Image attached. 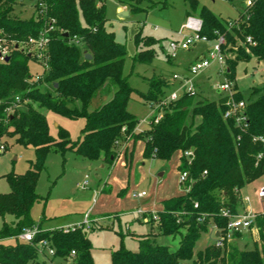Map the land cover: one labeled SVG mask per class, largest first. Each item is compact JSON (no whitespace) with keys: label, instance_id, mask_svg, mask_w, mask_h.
I'll use <instances>...</instances> for the list:
<instances>
[{"label":"trees","instance_id":"16d2710c","mask_svg":"<svg viewBox=\"0 0 264 264\" xmlns=\"http://www.w3.org/2000/svg\"><path fill=\"white\" fill-rule=\"evenodd\" d=\"M115 1L126 6L129 14L146 12L152 6L142 7L146 0ZM186 1L191 9L186 16L195 14L201 19L202 35L210 40L216 32L225 36L224 53L233 57L226 59L228 79L235 80L238 62L254 58L264 65V0H255L252 6L239 11L237 25L231 28L228 19L198 5L197 0ZM27 5L33 8L30 16L16 12ZM106 21L105 0H0V51L7 48L5 56L9 57L0 60V142L9 137L34 152L24 173L5 174L9 191L0 193V264H46L35 247L39 240L49 243L53 257L68 259L74 251L72 264H94L92 245L82 228L64 232L62 228L42 230L37 226L32 243L19 241L17 236L35 225V204L46 202L47 197L36 192V184L50 150L62 155L71 151L111 164L121 142L128 139L144 141V159L168 161L178 150L191 151L192 159L188 162L182 155L178 166L179 171H187L183 184L187 190L165 199L163 209L157 212L159 234L180 235L177 249L171 251L145 234L139 236L137 250L132 251L123 245V235L119 234V247L110 253L111 264H264V215L257 217L259 243L252 249L212 244L194 254L195 242L210 223L220 231L225 228L228 218L222 211L231 214L239 210L240 190L264 178V156L257 158L264 152V142L255 139L264 138V89L253 87L247 97L238 90L235 93L234 100L245 102V128L223 117V98L208 99L197 93L183 94L167 106H158L148 127L136 130L139 120L127 109L131 95L136 93L148 105L159 104L168 81L165 76H155L147 81L146 92L132 88L129 75L124 74L126 46L116 40ZM40 33H45L48 42L45 67L35 81L29 62L37 57L26 46ZM73 37L82 47L70 42ZM246 37L254 45L246 43ZM158 41L142 35L139 29L133 36L137 48L133 63H152L153 47ZM84 52L91 58L86 59ZM165 59L171 62L167 54ZM43 85L50 89L43 90ZM105 86L113 91L111 99L90 110ZM40 109L72 120L83 119L79 136L73 140L67 130L57 126L54 138ZM160 112V119L154 122ZM149 222L155 221L151 218ZM8 238L14 242H2Z\"/></svg>","mask_w":264,"mask_h":264},{"label":"rangeland","instance_id":"374dc122","mask_svg":"<svg viewBox=\"0 0 264 264\" xmlns=\"http://www.w3.org/2000/svg\"><path fill=\"white\" fill-rule=\"evenodd\" d=\"M197 2L198 5L206 6L210 11L223 19L235 17L237 15L236 8H245L242 0H197ZM150 4L152 6L147 8ZM105 5L107 28L114 32L117 41L124 43L126 46L124 74L129 75L128 83L137 91L146 92L147 81L149 79L155 76H170L173 72L177 71L179 64L188 63L195 56H200V49L207 47V45L209 46V44H198L189 51L179 52L173 64L166 61L165 55L169 51L168 43L171 39L177 37L176 30L184 21L186 11L191 10L186 0H146L141 4L142 7L147 8L146 12L131 13L127 17L119 16L120 11L118 8L120 4L115 0H105ZM125 9L128 10L126 6ZM32 11L31 5L18 7L16 10L22 17L30 16ZM139 29H141L142 35L152 36L159 40L153 47L155 57L150 64L133 63L132 61L137 49L133 43V36ZM79 46L82 47L81 45ZM26 47L30 50V43ZM6 49L5 51L7 52ZM227 57L233 58L229 54H227ZM29 65L33 80H38L37 77L40 76L43 70L42 63L38 59H35L30 61ZM215 67L216 64L213 63L207 70L211 77L209 83H216L223 79L221 75L215 73ZM234 82L237 84L238 91L244 97L250 95L253 87L264 89V65L254 58L248 62H238ZM209 83L206 85V89L202 90L201 87L198 89V92L202 96H205L204 92H208L209 97L207 96L206 98L217 99L218 94L215 91H210L207 87ZM107 88L108 86H105L101 91ZM42 89L47 90L50 88L47 85H43ZM96 101L94 99L90 110L95 107ZM23 107L21 106L20 108ZM127 109L139 120V130H144L148 127V121L153 110L136 93L131 95ZM40 111L46 116L50 134L54 138L57 137V127L55 124L67 130L71 139L74 140L79 136L84 124L83 119L72 120L45 109H40ZM157 111L156 108L154 113ZM0 143L5 146V150L0 152V193H5L9 191L5 174L9 172L15 174L24 173L28 168V161L34 158V152L31 147H23L16 144L9 137H4ZM119 151V153H124L125 149L122 148ZM177 157V153L172 155L169 162L165 164L167 168L165 175L158 177L156 170L162 163L159 161H147L141 164L136 154H134L130 168L124 166L122 158L115 160L114 163L112 162L111 166L100 167L99 162L89 160L71 151H66L62 155L58 151L50 150L45 158V168L41 171L36 184V192L40 196L47 197L46 205L43 211L44 202L40 200L33 208L32 215L36 221H39L42 214L46 216V219L41 222L43 228L60 223L64 225L73 223L80 219L82 212L87 211L90 207L92 209L89 221L93 227L96 224L92 221V215L99 213L116 211L122 212L125 219L134 218L136 217L137 208L146 209L145 203L159 197L160 195L158 194L161 189L166 188L169 193H177L179 191L180 187L176 167ZM108 178L110 180V189L101 193L98 187ZM263 184L264 178H260L247 186L243 191V194L249 197V205L252 211L256 213L264 211V202L258 198L255 191ZM141 192H144L145 195L139 197L138 194ZM244 195L241 193V197H244ZM107 217L106 220L98 222L102 224L100 228L95 227L91 230H84L92 243V259L95 264H111L110 251L119 247L118 236L112 230L103 229L105 225L112 224L114 227L118 226V221H114L116 215ZM156 222L155 224H157ZM1 223L2 219L0 218V226ZM130 224L129 228L131 232L143 233L149 231L148 224L141 225L134 219L131 220ZM207 228V231L201 233L195 242L194 254L215 243L211 224ZM121 232L127 233L128 231L126 228H122ZM181 232L184 233V229H181ZM156 234L160 235L158 231ZM161 236L162 238L156 241L158 244L167 246L171 251L176 249L180 239L179 234L173 237ZM234 237L227 241L226 245L234 246L239 250L252 249L255 243H259V233L249 236L245 234L242 239H234ZM254 238H257V240L255 241ZM12 242V240L9 241V243ZM123 245L132 251L137 250V242L130 236L123 237ZM194 260L197 263L196 257H194ZM45 263L50 264L48 261ZM59 263L67 264L58 259H55L52 264ZM70 263L71 260L68 261V264Z\"/></svg>","mask_w":264,"mask_h":264},{"label":"built area","instance_id":"2783aa9c","mask_svg":"<svg viewBox=\"0 0 264 264\" xmlns=\"http://www.w3.org/2000/svg\"><path fill=\"white\" fill-rule=\"evenodd\" d=\"M244 2L245 8H248L253 5L255 0H242ZM236 24L235 19H231L228 22L229 28L233 27ZM237 25V24H236ZM202 27V21L196 15H187L176 30L177 37L171 39L168 43V53L167 55L171 60L174 61L179 52L189 51L198 44H209L208 49H206L200 56H197L194 60L187 64V67L183 72H174L167 78L168 86L165 89V93L161 98L159 104L150 103L149 106L152 110L158 108V106L163 105L167 106L169 103L177 100L183 94H194L196 95L198 89L202 87L200 84V78L206 76L207 70L209 67L215 63L216 64V74L221 75L223 79L219 82L213 83L208 82L207 86L210 91H215L218 94V97L224 99L225 111L223 113L224 118L232 119L236 126L240 128H245L247 116L245 113V102L244 100H234L235 93L237 92L236 84L233 80H230L226 77L225 71L227 69V55L224 53V46L226 45V38L223 34L217 33V36L210 40L207 36L200 33ZM246 43L249 45H254V42L250 37H246ZM31 45L29 50L30 54H34L37 59L42 63V68L45 67L44 54L47 50L48 39L45 36V33H40L38 38H30L28 41ZM71 43L76 45H81L80 40L76 37H73L70 40ZM2 53L3 60L5 56V51H0ZM39 77H37L38 79ZM209 79V78H208ZM207 80V79H206ZM18 101V97H16ZM7 112H11L10 108L6 109ZM161 117V112L155 118L154 122H157ZM261 142H264L263 137H257ZM5 150V146L0 143V152ZM182 155L187 158L188 162L192 159L191 151L182 152ZM264 156V152L259 153L257 158L260 159ZM205 173V172H204ZM187 179V171L180 170L178 174V181L180 184H184ZM85 184V183H84ZM83 184V185H84ZM184 192L187 190L183 188ZM258 198L264 202V184L261 185L258 189L255 190ZM145 193L141 192L138 194L139 197L143 196ZM241 205L245 206L239 208L236 213H229L228 211H222L224 216H227L228 221L223 230H218L215 225L218 234L215 239L214 245L219 248H223L224 244L229 241L236 234L247 231L259 232L258 226L256 225V220L258 215H264V211L260 213L253 212L250 208H247L246 205L249 204L248 196L241 197ZM196 206V205H195ZM138 214L144 213L141 209L136 211ZM152 213V212H151ZM89 213L84 214L83 222L74 226L62 228L64 232H68L74 227L82 228L83 230H89L91 227V222L89 221ZM151 218L155 221H158L157 213H153ZM203 217L201 216L198 220L202 221ZM264 231V226H263ZM37 233V226L34 225L30 228H26L22 233H20L17 238L19 241L32 243L35 235ZM35 247L40 256H42L46 261L47 256H53L54 250L50 247L49 243L46 240H39L35 242ZM74 255V251H71V257ZM72 264V262L70 263Z\"/></svg>","mask_w":264,"mask_h":264},{"label":"crops","instance_id":"0c3cea01","mask_svg":"<svg viewBox=\"0 0 264 264\" xmlns=\"http://www.w3.org/2000/svg\"><path fill=\"white\" fill-rule=\"evenodd\" d=\"M234 1V0H233ZM237 9V15H238V12L239 11H243V9H241V8H236ZM118 10L121 12L122 10H126L125 9V6L124 5H121L120 4V7L118 8ZM129 12V11H128ZM195 15V14H194ZM237 15L235 16V17H233V18H231V19H235L236 17H237ZM231 19H228V20H231ZM208 45H207V47H204V48H201L200 49V53L199 54H201V53H203L206 49H208ZM197 56H195L194 58H192L190 61H188V63L189 62H191L192 60H194L195 58H196ZM171 64H173L174 63V61L173 60H171V62H170ZM188 63H181V64H179L178 65V67H177V71H175V72H183L184 70H185V68L187 67V64ZM174 73V72H173ZM215 73H216V67H215ZM167 75V74H166ZM206 76H204V77H202V78H200L199 80H200V84L202 85V90H204V89H206V85L208 84V82L210 81V79H211V77H210V75L208 74V72L205 74ZM166 78H168L169 77V75L168 76H165ZM209 78V79H208ZM207 79V80H206ZM209 80V81H208ZM204 81H205V83H204ZM206 81H208V82H206ZM235 81V80H234ZM204 84V85H203ZM236 88H237V84H236ZM237 90H238V88H237ZM100 93V94H99ZM98 94H97V97H96V104H95V107H97L99 104H101V103H104V102H106V101H108L109 99H111V97H112V94H113V91H108V90H104V91H100ZM204 94H205V96L203 95V97H207L208 95H209V93L207 92H204ZM201 96H202V94H201ZM209 97V96H208ZM209 99H212V98H209ZM94 107V108H95ZM93 108V109H94ZM131 113V112H130ZM153 113H154V110H153ZM153 113H152V115H153ZM151 115V116H152ZM151 118V117H150ZM149 122V121H148ZM55 126L57 127V126H59V125H56L55 124ZM136 130H139V127H138V125H137V128H136ZM144 141H142V140H138V141H133L132 139H128V140H126L125 142H121V144H120V146H119V149L120 150H122V148H124L125 149V152L124 153H118V156L116 157V159L115 160H117V159H119V158H122L123 159V163H124V166L125 167H127V168H130V166H131V164H132V160H133V158H134V154H136V156H137V158L140 160V163L141 164H144L145 162H147V161H159L160 163H162V164H160L159 165V167L157 168V170H156V172H157V176L158 177H162V176H164L165 175V173H166V171H167V168H166V163H168L169 162V160L171 159V157H170V159L168 160V161H160V160H157V159H153V158H151V159H144V157H143V150H144ZM120 152V151H119ZM136 152V153H135ZM174 153H177V161H176V167H177V171H178V174H179V170H178V166H179V164H180V161H181V157H182V152L181 151H175ZM173 153V154H174ZM172 154V155H173ZM114 160V161H115ZM95 161H97V162H99L100 164H99V166L100 167H104V166H107V165H109V166H111L113 163H114V161H113V163L112 164H107V163H105V162H103L102 160H95ZM255 182V181H254ZM85 183V182H84ZM253 183V182H252ZM252 183H250V184H252ZM249 184V185H250ZM249 185H247V186H249ZM247 186L246 187H244L243 189H241L240 190V196H241V193H242V195H244L243 194V191L247 188ZM179 187H180V189H179V191L177 192V193H173V192H171V193H169V191L166 189V188H163V189H161L160 191H159V194L158 195H160L159 197H157V198H155L153 201H147L146 203H145V208L146 209H144V210H142L144 213H142L141 215L140 214H138L137 212L135 213L136 214V217H134V218H131V219H125V218H123L124 217V215H123V213L122 212H106V213H99V214H95V215H92V217H93V219H92V221H93V223H95L96 224V226H92L91 225V227H90V229L89 230H91V229H93V228H95V227H98V228H100V226H102V224H99L100 223V221H102V220H106L108 217L107 216H110V215H116V218H114V221L115 220H117L118 221V226L117 227H114L112 224H110V225H105V227L103 228V229H105V230H112L117 236H118V238H119V241H120V236H119V234H121V235H123V237L124 236H130L131 238H133V239H135L136 240V242H137V240H138V238H139V236L140 235H145V234H149V236L151 237V238H153L154 240H155V242L159 239V238H162V236L161 235H157L156 234V232L158 231V229H157V227H156V224H155V222L154 223H150L149 222V220L151 219V212L152 213H157L158 211H161L162 209H163V205H162V202L165 200V199H168V198H170V197H173V196H178V195H180V194H183L184 193V190H183V185L182 184H180L179 183ZM99 189L98 190H100L101 191V193L102 192H106V191H108L109 189H110V180H109V178L106 180V181H104L99 187H98ZM145 195V194H144ZM244 196H246V195H244ZM142 197V196H141ZM243 197V196H242ZM249 198V197H248ZM37 204V203H36ZM35 204V205H36ZM45 205H46V202L43 204V211H44V208H45ZM152 206V207H151ZM153 206H155V207H153ZM244 207L245 206V204H243V205H241V207ZM35 207V206H34ZM246 207L247 208H250L251 210H252V208L250 207V205L248 204V205H246ZM91 207L87 210V211H84V212H82V217L80 218V219H78V220H76V221H74L73 223H68L67 225H64L63 223H60V224H58V225H52V226H47V227H45V228H43L42 227V225H41V222L43 221V220H45L46 219V216L45 215H43L42 214V216L39 218V221H36L35 220V218H34V216H33V218H34V220H35V225L36 226H39L40 227V229H42V230H49V229H55V228H66V227H70V226H74V225H77V224H80V223H82L83 222V218H84V214H86L87 212L89 213V217L91 216ZM138 209H140V208H137V210ZM136 210V211H137ZM32 212H33V210H32ZM54 216H57V215H54ZM132 219H134V220H136L139 224H141V225H145V224H148V226H149V231H146V232H143V233H136L135 231H130V228H129V226L131 225L130 224V222H131V220ZM99 222V223H98ZM130 224V225H129ZM211 224V228H212V232H213V234H214V236H215V239H216V236H217V234H218V232H217V230H216V228L214 227V225L212 224V223H210ZM115 228H117L116 230H115ZM122 228H126V230L128 231L127 233H123V232H121V229ZM257 232H255V231H247V232H242V233H240L238 236L237 235H235L236 237H234V239H242L243 238V235H245V234H248V236L249 235H251V234H256ZM154 234H156V235H154ZM258 234V233H257ZM173 237V236H172ZM176 237V236H175ZM89 238V237H88ZM255 239V241L257 240V238H254ZM10 240H12L13 242H14V239L13 238H8V239H4V240H2V242L3 243H5V244H7V243H9V241ZM90 240V239H89ZM12 242V243H13ZM90 242H91V240H90ZM179 242V241H178ZM258 242H259V238H258ZM157 243V242H156ZM256 244V243H255ZM91 245H92V243H91ZM214 245V244H213ZM137 247H138V243H137ZM178 247V246H177ZM177 247H176V249H177ZM114 250V249H113ZM113 250H111V251H113ZM129 250H131V249H129ZM110 251V252H111ZM91 255H92V248H91ZM39 257H40V259L41 260H44L45 262H46V260L42 257V256H40L39 255ZM55 259H58V260H61V261H63V262H66L67 264H68V261L70 260V258H68V259H62V258H58V257H51V256H47V260H49L50 261V264H52L53 263V261L55 260ZM60 264V263H59ZM63 264H65V263H63ZM95 264V263H94Z\"/></svg>","mask_w":264,"mask_h":264},{"label":"water","instance_id":"95a60500","mask_svg":"<svg viewBox=\"0 0 264 264\" xmlns=\"http://www.w3.org/2000/svg\"><path fill=\"white\" fill-rule=\"evenodd\" d=\"M119 16L120 17H127V16H129V12H128V10H122L120 13H119ZM65 35H67L66 33H65ZM2 57V53L0 52V58ZM84 57L86 58V59H90L91 58V55L90 54H88V53H86V52H84ZM9 59V57L8 56H4L3 57V60L4 61H7ZM56 86V85H55Z\"/></svg>","mask_w":264,"mask_h":264}]
</instances>
